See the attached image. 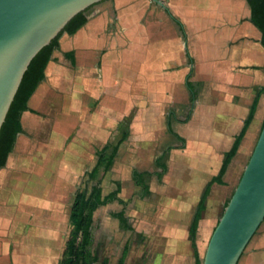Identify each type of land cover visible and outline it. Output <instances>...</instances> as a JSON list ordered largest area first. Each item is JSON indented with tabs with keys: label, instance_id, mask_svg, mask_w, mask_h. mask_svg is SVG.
I'll return each instance as SVG.
<instances>
[{
	"label": "crops",
	"instance_id": "0c3cea01",
	"mask_svg": "<svg viewBox=\"0 0 264 264\" xmlns=\"http://www.w3.org/2000/svg\"><path fill=\"white\" fill-rule=\"evenodd\" d=\"M160 1L165 8L152 0L102 1L87 12L83 28L60 38L46 77L22 114V133L6 167L0 170V264H60L62 213L47 209L48 172L55 178L59 175L61 181L64 168L90 164L86 172L91 171L97 163L96 151L111 143L112 124L136 125L138 119L134 120L132 111L151 106L155 114L141 133L156 136L164 117L159 109L176 105L182 108L181 114L170 111L166 119L169 134L177 140L164 150L172 148L167 171L160 180L161 169L141 170L151 173L146 177L150 196L145 201L149 205L133 230H128L134 231L135 241L125 246L121 257L127 250L124 264H196L191 226L198 204L258 98L254 118L224 176L225 184H214L206 202L197 234L204 260L200 245L214 231L215 222L219 223L221 188L233 181L264 123L262 33L251 22L246 0ZM156 9L170 18L148 17ZM175 27L180 32L176 37ZM196 39L206 44L204 60L188 53V42L195 44ZM165 42H170L168 50L160 52ZM192 73L199 92L190 83ZM178 90L183 91L182 100L175 97ZM193 120L199 123L200 132L190 143L172 124L176 127ZM123 147L122 143L117 158ZM178 151L187 156L189 167L174 163ZM117 158L101 187L115 169ZM192 171L202 172L204 180L199 185L202 193L195 197L187 188L194 179ZM118 184L121 186L117 181L115 190ZM123 210L124 206L113 213L119 227L115 214ZM126 215L130 217L127 210ZM68 221L70 227V214ZM238 264H264V223Z\"/></svg>",
	"mask_w": 264,
	"mask_h": 264
},
{
	"label": "rangeland",
	"instance_id": "374dc122",
	"mask_svg": "<svg viewBox=\"0 0 264 264\" xmlns=\"http://www.w3.org/2000/svg\"><path fill=\"white\" fill-rule=\"evenodd\" d=\"M155 8V7H154ZM151 15L148 17L156 18L160 20H166L169 15L162 11L161 9H156L155 12H150ZM178 28L175 27L174 36L180 35L178 32ZM170 43V42H168ZM162 43L163 48L159 47V51L163 52L164 49L167 51L169 44ZM189 54H199L200 57L207 54V47L206 44L200 40L196 39L195 44L188 42ZM182 51V48L180 49ZM140 51L136 49V52ZM151 51L156 52L155 48ZM150 51V52H151ZM165 51V53H166ZM176 51V49H175ZM139 53V52H138ZM177 53V51H176ZM202 54V55H201ZM205 57H202L204 60ZM194 72V69H192ZM194 73H192V78L190 83L196 91L199 92V83L198 81L194 80ZM185 93L188 92V87L184 85ZM182 90H178L175 92V97L182 100ZM193 96V94H192ZM191 110L193 106H190ZM153 107H145L143 108L142 112H136V110L132 111V115H134V120L138 119L136 125L134 123H128L125 125H116L112 124L111 127V143L116 144L122 135L117 137L118 130L122 132V134L126 131L129 135L132 134L133 137H130L123 142L124 147L121 151V156L117 158V163L115 169L111 171L106 178L105 182L102 185V189L104 190V195L110 191H113L117 187V181L120 182L122 192L120 197L124 199L127 203L126 210L128 212V216L130 219V224L134 228L136 224L139 222L142 212L145 208L149 205V202L145 201L143 197L142 188L140 189L137 187L133 182V169L143 170L148 168L157 169L154 165V161L156 158L161 156L168 146H174L177 140L173 138L168 132V123L166 121L167 116L171 115L170 111L175 112V116L179 113L181 114L182 108H178L177 105L173 108H168L167 106H162L159 110L163 114V120L159 125V133L158 135L151 137L147 136L144 137L141 133V130H145L148 127L147 121L149 120L150 116H153L154 110L152 112ZM179 111V112H178ZM136 113V114H135ZM176 119V118H175ZM173 128L179 131L182 135H184L188 142L192 143L195 142V138L199 135L200 127L199 123L196 120L191 121L188 124H183L181 126H176L173 122ZM261 133V129L259 128L257 135L254 138L253 145L249 150V153L245 154L243 160L240 164V169L238 170L237 174L234 175L233 181L231 180L229 185L221 188V193L223 195L221 200V205L218 210V220L222 217L226 206L228 205L230 199L232 198L241 178L244 173V170L250 160V157L254 151L256 143L258 141L259 135ZM93 151V150H92ZM84 158H89L88 155L84 154ZM68 158H71L70 153H68ZM81 161V160H80ZM79 161V163H80ZM167 161V160H166ZM174 163L175 164H185L188 167L190 166V162L188 161L187 156L181 151H178L174 155ZM174 164V165H175ZM90 164L79 165L78 168H71V169H63L62 171V179L61 181L60 176L55 175L48 172V182L46 186V193L44 195L46 206L48 210L56 211L60 210L62 213V240H63V251L65 248V243L68 239L70 227L68 216L71 212L72 203L74 200L75 193L80 189V187L84 183V176L86 171L89 169ZM235 167V163H234ZM233 167V168H234ZM232 168V169H233ZM193 172V171H192ZM190 173V172H189ZM194 179L191 181L190 185H187V188L190 190L191 196L195 197L197 194L202 193L203 187L201 183L202 180V172L198 174V172H193ZM200 178V179H199ZM149 181L151 179H148ZM62 183V185H61ZM181 184V183H180ZM180 186V185H179ZM184 186V185H182ZM188 190V192H189ZM149 198V196H148ZM146 197V199H148ZM122 205L115 202L112 204H108L106 206H102L96 212L94 224H93V235H94V245L92 247V251L95 256H97L99 260V264L103 262H107L109 264H117V261L121 257V254L128 244L130 245L131 242L135 241V233L134 231L122 230L121 227L118 226L117 221L113 218V213L117 212L122 209ZM215 226H217V222H215ZM216 228V227H215ZM215 230V229H214ZM214 231H211L209 234L203 237V242L200 245L201 254L204 258L209 241L212 237Z\"/></svg>",
	"mask_w": 264,
	"mask_h": 264
},
{
	"label": "water",
	"instance_id": "95a60500",
	"mask_svg": "<svg viewBox=\"0 0 264 264\" xmlns=\"http://www.w3.org/2000/svg\"><path fill=\"white\" fill-rule=\"evenodd\" d=\"M102 1L0 0V132L33 59L78 14ZM152 1L166 7L160 0ZM263 223L264 126L203 264H238Z\"/></svg>",
	"mask_w": 264,
	"mask_h": 264
},
{
	"label": "trees",
	"instance_id": "16d2710c",
	"mask_svg": "<svg viewBox=\"0 0 264 264\" xmlns=\"http://www.w3.org/2000/svg\"><path fill=\"white\" fill-rule=\"evenodd\" d=\"M251 9V22L262 33V45L264 47V0H246ZM92 8V7H90ZM78 14L61 32L50 45L46 46L33 59L27 72L24 75L21 86L8 112L5 123L0 132V170L5 168L12 153L18 136L22 133L21 117L22 114L29 109L28 103L34 95L40 83L46 77V69L53 60L54 52L59 48V40L63 34H76L83 28L87 22V12ZM258 106V98L255 99L250 115L246 120L241 134L236 137L235 142L229 152L225 154V158L219 174L214 177L205 187L197 212L194 216L191 226V241L195 250L196 264H203L200 256L199 247L197 245V234L199 225L206 210V202L211 194L214 184L223 185L224 176L228 171V167L236 156L240 144L254 118ZM264 123L262 125V128ZM129 134L124 132L122 138L116 143H109L102 150L96 151L97 163L95 167L86 172L84 183L76 192L74 202L70 212V232L65 244V249L60 264H99L97 256L94 255L92 247L94 245L93 224L97 210L109 203L119 202L124 206V210L116 213L115 217L120 221V227L124 230H133L130 219L126 215L127 203L120 198L121 186L118 184L117 190L104 196L101 184L106 174L114 166L120 145L128 138ZM172 148L164 151V153L156 160V167L161 169L157 174L161 180L167 171L166 160ZM151 175L150 172L134 170L133 179L138 187L142 188L143 197L150 196L149 186L146 177ZM127 256V250L122 255L119 264H124ZM102 264H109L103 262Z\"/></svg>",
	"mask_w": 264,
	"mask_h": 264
}]
</instances>
